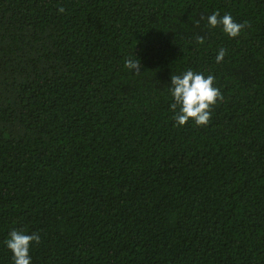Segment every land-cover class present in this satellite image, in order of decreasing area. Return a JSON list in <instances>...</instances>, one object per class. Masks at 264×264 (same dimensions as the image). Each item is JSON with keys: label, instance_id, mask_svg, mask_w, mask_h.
<instances>
[{"label": "trees", "instance_id": "16d2710c", "mask_svg": "<svg viewBox=\"0 0 264 264\" xmlns=\"http://www.w3.org/2000/svg\"><path fill=\"white\" fill-rule=\"evenodd\" d=\"M188 68L222 100L177 128ZM13 229L32 264H264V0H0V264Z\"/></svg>", "mask_w": 264, "mask_h": 264}, {"label": "clouds", "instance_id": "9594fccd", "mask_svg": "<svg viewBox=\"0 0 264 264\" xmlns=\"http://www.w3.org/2000/svg\"><path fill=\"white\" fill-rule=\"evenodd\" d=\"M64 12L63 6L57 8V14ZM200 20L205 22V27L209 30L218 29L229 39L238 37L244 27L243 24L237 23L230 13L221 15L219 11H212L206 16L202 15ZM196 42L203 45L204 37L198 36ZM225 55L226 50L220 48L215 56V63L219 64ZM123 68L133 75L142 73L141 57L135 51L126 55ZM214 81L213 75H205L203 72L194 71L191 68L170 76L168 94L171 103L169 108L173 113L175 127L182 128L189 121L197 127L208 124L213 106L222 100V95ZM38 242V233L13 229L8 232L3 246L10 253L12 264H32L31 252Z\"/></svg>", "mask_w": 264, "mask_h": 264}]
</instances>
